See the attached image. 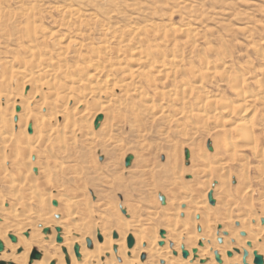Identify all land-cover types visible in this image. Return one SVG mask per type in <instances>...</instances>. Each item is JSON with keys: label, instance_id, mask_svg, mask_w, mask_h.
I'll use <instances>...</instances> for the list:
<instances>
[{"label": "rangeland", "instance_id": "1", "mask_svg": "<svg viewBox=\"0 0 264 264\" xmlns=\"http://www.w3.org/2000/svg\"><path fill=\"white\" fill-rule=\"evenodd\" d=\"M110 2L111 4H109ZM70 11L73 13H70ZM67 14H69L70 17H68L69 15ZM172 27L178 32L182 31L179 34H174ZM153 28L155 30H153ZM130 29L132 30L130 31ZM146 29L150 33H147ZM188 29H191L192 31H190V35H188ZM43 30L55 35L52 38L50 37L47 40H43L41 35V32H44ZM143 30L146 32L143 33ZM32 31H34L36 37L39 38L37 40L39 41V49L38 52L36 51L37 56L36 54L33 56L29 52L32 51L33 48L29 51L27 50L30 45V41L28 40L32 39H30L28 35L32 36ZM140 34H142V36ZM143 36H146V38H143ZM120 37H122L121 40L119 39ZM130 37L132 38L131 40ZM137 37H139L140 40H137ZM58 39H67V41L71 40L72 42L81 43L84 46L82 54L87 55V52L90 53L88 54V56H91L89 61L93 63L96 58L92 54V48L96 49L103 43L104 45L109 43L110 45L107 44V46L112 47L110 48L111 51H113V49L117 52L122 51V54L124 53V55L120 52L121 61L120 58L117 59L116 57L117 52L115 54V51H113L111 52V55H109V66L106 65L105 68L108 69V67L112 66V71L114 72L110 73L111 68H109L110 71L107 69L104 70L102 73L103 76L101 75L99 79L102 82L109 79L107 77L111 76L110 80H117L114 81L116 82L115 85L117 83L119 86L121 85V82L126 79L125 77L128 75V72H132L136 67L134 65L135 63L131 61L132 59L129 55L131 54V51H135L137 53L139 52V55H143L142 58L147 57L145 60H148V64H146L147 66H144L146 69H149L151 66L155 68L154 70L153 68L152 70L150 68L151 75L154 72L152 78L155 80L154 83L152 79H147L146 81V78L144 77L139 78L140 82L138 79L136 80V87L139 85V88H145L143 91L146 90L144 93H146L147 97L145 96L143 99L132 95V93H123L120 87V89L117 88V85V87L115 86L117 90L114 89L115 92L108 91L109 94L106 98L104 97L106 95H103L100 100L95 97H88L87 99H84L85 103H82L83 105L79 107L68 105V108L70 107V116H74L76 114L74 117L79 121L77 123L79 126L77 129L71 128L73 127L72 120L70 121L72 124H70V127L67 129H65L66 126L62 125L60 127L59 136H56L55 140H53V137L50 142V152L46 154L43 153L40 157L42 166L48 164L50 166L49 168H52L53 180L58 179L57 181H60L59 178L64 176L66 179L61 181H64L66 186L68 184L70 188L77 190V192H83V188H87L89 194H93L96 190L100 191L102 196L99 198H93L90 195L91 202L95 203L99 199L101 201L103 200L102 204L106 206L105 209L107 208L106 210L104 209L106 214L108 212L112 213L114 210L113 213H117L118 211L120 216L125 217L127 212L135 209L133 207L136 203L141 202L142 204H137V207L141 208L139 213L141 217H149L148 214H153V212H157L163 217L164 211L162 210H164L163 208L166 206L162 205L160 196L165 197L166 201L167 197L169 198L171 196V181L168 178L172 175L169 165L171 167L173 165V161L168 160L171 159L169 157L175 154L173 156L178 159L176 160L178 165L181 164L180 166H183V168L191 169L194 165L192 164V156L190 154V164L187 166L185 160L186 150L193 153L196 149L204 148L206 153L212 156L213 152L208 149V143H211L212 145L213 142H222V138L226 135L225 133H230L229 131L231 125L236 124V122H247V124L250 123V128H252V130L254 129L255 133L253 134L256 137L254 136L253 140L255 143L252 141V143H250L251 145H249V142L248 144H244V146L242 144L243 147L241 151H243V153H241V151L240 153L244 155L243 160L240 161L238 158L235 162L229 161L230 159H227L228 156H222L220 154L214 159L211 157V162L214 163L217 161L216 163L218 164L226 163L228 166L224 173L204 176L197 175L195 171L198 169V165L195 164V171L193 170L184 174L183 179L187 183L191 182L193 178L198 183L208 181L211 184L210 188L199 186V196L202 197L206 195L207 198L209 193L214 191V198L218 200L221 197L218 192V188L222 185V188L228 195H231L232 199L233 213L230 211L229 214L236 217L239 212L250 210L254 216L260 218V227H264L261 223L262 219H264V0H0V96L2 95L0 97V110L3 111L0 112V117L4 120L7 118L9 121V115L12 113L18 114L16 107L13 106V103L19 102L20 96H18V93H20V91L17 89V86L19 87L20 84L25 81L19 80L20 84L18 82H12V96H18V99L15 100V98L11 97L7 100L3 97L7 91L6 88L10 84L8 83V78L10 79L9 71H11V69L16 70L21 67L26 70H33L35 74L38 73L41 74V76L42 70H44L43 75H45L46 70H55L56 73L58 72V82L65 81L66 77H72L73 79L78 78L80 80H84V83L87 84H91L95 81L94 79V81H92V78L78 72V67H83L86 64L83 63L84 60L82 61V57H77L79 54H77L75 48L76 45H71L64 62H61L63 60L57 59L58 54L60 53L56 47ZM127 39L129 40L127 41ZM133 39L135 41H133ZM103 40L105 42L109 41L105 44ZM42 41H46L47 46L42 45ZM110 41L112 42L110 43ZM115 41L119 44L117 45ZM20 44L22 48L20 47ZM68 44H70V42ZM163 44L166 45L163 46ZM158 45V50H160V52H158L156 50L157 48H155ZM134 47H138V50ZM150 55H153V58H150ZM163 55H165V57L167 56V59H165ZM122 56H124V58ZM51 57H53L52 59H54L53 61H56V63L53 62L51 64H46L44 59ZM93 57L94 59H92ZM110 57H112L114 61ZM151 59L153 62L155 61V63H153ZM163 59L166 61V67L170 66L172 59L175 60V62L177 59L181 62L180 64V62L177 61L179 65L177 66L176 63L172 66L173 69H171L172 67L170 66L171 73L174 71V73H172L174 74L173 76H169V74H172L168 73L170 72L168 69L169 67L166 68L167 71L165 74H168L166 75L167 77L161 76L164 82L160 76L157 75L156 70V66H159L160 64H158V61L161 60L160 62H162ZM58 62H60V65ZM110 62H112L111 64L114 66L110 65ZM118 67L122 68L120 72L117 70ZM207 68L210 69V71ZM142 69L144 68L142 67ZM6 70L9 71L7 72ZM124 72L126 73L122 74ZM193 72L197 74L194 75ZM6 73H8L9 76ZM90 73L92 74L93 72L90 71ZM64 74L66 75L65 79ZM176 75H178V77ZM112 77H115L116 79ZM41 80V83H45L48 79L42 76ZM89 81L92 82L90 83ZM150 81L154 84L153 86ZM65 83H67V85L70 84H68V82ZM24 84L28 83L25 82ZM72 85L76 86L75 84ZM174 85H177V87ZM69 86L72 88V92L70 93H78L75 90L77 86ZM155 86L157 90L154 89ZM80 87V89L84 91L83 85ZM160 88L162 90L165 89L166 92L172 91L174 96H168V98H166L167 96L160 97L156 95L155 91H162ZM185 88L188 90V93L183 90ZM15 90L18 91L16 92ZM29 90L30 88L24 89L25 92ZM44 91L46 93V88ZM238 93H240V95L241 93L250 94L248 96H252L253 99L246 103L243 101V98L238 95ZM15 94L17 96H14ZM25 94L26 93L23 95L25 96ZM62 94L60 91V96ZM202 94L207 97L209 96V99L211 97L212 99L210 100H213L212 104L215 105L212 107L208 106V108L203 103L199 102V97ZM182 97L184 98V101L186 100L183 106L177 102V98ZM54 100L53 98L47 96L46 102L49 103ZM142 101L144 102L142 103ZM100 102L102 105L105 104L104 106L109 105L108 113H103L104 121L106 118L110 124L115 125L113 130L108 133L104 130L99 131L100 129L95 128L94 123L98 115H96L95 118H91L94 116L97 106L101 105ZM223 103L230 106L244 104L247 108H245L247 113L241 118L242 115H240L241 113L237 110L234 114L233 112H225L226 108ZM145 104L152 105L154 110H148L147 113V105ZM39 107L35 110L36 113L40 112V114H43L47 117V119L54 118L55 112L53 111L52 114V110L49 107L46 108L41 104ZM178 108H182V116L177 115ZM161 111L166 112H164V116L160 115ZM217 111L220 113L217 114ZM80 112H86L88 115L81 120L78 116ZM198 113L200 118L197 115ZM48 114L50 116H48ZM196 116H198V118ZM224 119L229 121V125L224 123ZM123 120L125 121V125ZM29 121L33 122L32 119ZM58 121L60 122L62 120L59 119ZM130 121L132 122L130 123ZM221 123L225 124V127H227L228 130L224 128L221 131L219 127ZM16 129V132H14L16 137L19 136L18 132H22V138L24 139L26 136H29L27 126L23 125L22 129ZM74 129L76 130V133L73 134L72 130ZM92 134L96 135L93 137L94 140L91 139ZM69 135H71V137ZM232 135L237 138V134L234 131ZM16 137H14V140H16ZM73 137L75 140H73ZM71 141H74L75 144ZM12 144L15 145L14 143ZM115 145L120 146L114 149ZM109 147V151L112 152L113 149L114 151L107 156V154L103 151L105 149L108 150ZM59 151L62 152L60 153ZM64 151L66 153H63ZM72 154L75 155V157ZM129 155L134 157V163L131 166H135L134 164H136V162V166L141 163L144 166L146 165V167L143 168V170L145 169V172L143 171L144 174H142V172L136 167L135 170L133 167L126 168L125 161ZM76 157L78 158L77 161ZM9 160L6 161V167L9 168L8 171L13 174V172H11L12 170H10V166H8L11 162V159ZM137 160L141 162L138 164ZM215 165V163L212 164L213 167H215ZM38 168L39 167H36L35 169L38 170ZM35 169L31 170L33 175L36 174L34 172ZM168 171L170 173H168ZM246 173L247 177H250L249 179L245 178L244 175ZM147 176L150 177L147 179ZM64 177L62 178L64 179ZM187 177L190 178L187 179ZM144 179H146V181H144ZM214 183L217 184L213 188ZM245 189L246 192L248 190L252 191L253 197L250 198L246 195V192L244 193ZM155 192L156 194H154ZM3 195L8 196V194ZM243 195L244 197L242 198ZM130 205L132 206V209H130ZM125 206H128L129 208ZM208 206L212 209L216 208V206H211L209 202ZM236 206H238L237 209L235 208ZM156 207L158 211H156ZM122 210L126 212H123ZM133 211L135 212V210L129 212L130 216H132V213L137 215V212L134 213ZM115 215L116 214H114V216ZM126 218L129 219L130 217ZM161 220L164 221L163 219ZM252 225H254L253 222ZM152 228L156 229L158 238H160V232L162 229H166V233L170 230L168 227L163 226L159 222L153 223ZM233 229H240L239 224L235 223ZM216 232H218L216 233L217 235L220 233L221 236H225L219 227L216 228ZM118 237V234H114L112 239L115 240ZM241 238L245 237L241 236ZM218 242L217 244L221 243V241ZM146 257L147 256H145V259ZM119 262L121 263V260H118L117 263ZM0 264L6 263L0 262ZM160 264H165V262H161Z\"/></svg>", "mask_w": 264, "mask_h": 264}, {"label": "bare ground", "instance_id": "2", "mask_svg": "<svg viewBox=\"0 0 264 264\" xmlns=\"http://www.w3.org/2000/svg\"><path fill=\"white\" fill-rule=\"evenodd\" d=\"M109 4H111V2ZM83 7H85V6H83ZM17 12H18V10H17ZM71 12L72 11H70V13ZM76 12H78V11H76ZM67 15H69V14H67ZM67 15H66V17H67ZM68 17H70V15ZM64 18H65V15H64ZM133 28H136V27H133ZM132 29H130V31ZM137 29H139V28H137ZM172 29H173V27H172ZM175 29H177V28H175ZM2 30H4V29H2ZM32 30H34V29H32ZM153 30H155V29L153 28ZM188 30H189L188 35H190L191 29H188ZM43 31L44 32H41L43 40H47L50 37L52 38L55 35V34L52 35V33H49L48 31H45V30H43ZM106 31H108V30H106ZM146 31H147V29H146ZM146 31L143 30L142 32L145 33ZM172 31L174 34H176V33L179 34L182 30L180 32H178L177 30L173 29ZM148 32L149 31H147V33ZM195 33H197V32H195ZM28 34H30V33H28ZM31 34H32V36L28 35L30 37V39L31 38L32 39L28 40V41H30L29 42L30 45L28 46V49L27 48L26 49L29 51L31 48H33L32 51H29V52L33 56H35V54L37 56L36 51L38 52V49H39V47H38L39 41H37V40L39 38L36 37L34 31H32ZM137 34H138V32H137ZM167 34H168V32H167ZM174 34H173V36H174ZM140 35L142 36V34H140ZM151 35H152V33H151ZM185 35H187V34H185ZM135 36H137V35H135ZM172 37H171V39H172ZM121 38L122 37H120L119 39L121 40ZM143 38H146V36H143ZM143 38H141V39H143ZM156 38H157V36H156ZM160 38H162V37H160ZM113 39H114V37H113ZM119 39H116V40H119ZM131 39L132 38L130 37V40ZM164 39H165V36H164ZM128 40L129 39H127V41ZM137 40H140V38L137 37ZM147 40H148V36H147ZM57 41L58 42L56 44V47L58 48V50L60 52V53L58 52L59 54H58L57 59L63 60L61 62H64L66 55L68 54L69 49L71 48V45H73V46L76 45L75 48H76L77 54H79V55H77V57H82L83 58V59L81 58L82 61L84 60L83 63L86 64L83 67L82 66L78 67V72L86 75L89 78H92L91 79L92 81H94V80L95 81L93 83H91L92 81L91 82L89 81L91 84H89V83L87 84V83H84V80H80L78 78L73 79L72 77H66V79H65L66 75L64 74V79H65V81H63L64 83L58 82V78H59L58 74H57L58 72L56 73L55 70L52 71L50 69L51 71H49V70L45 71V75H43L44 70H42V76L46 77L48 80L45 83H41L42 82L41 74H38V73L35 74L33 72V70H26V69L21 68V67L19 69H16V70H14V69H11V71L8 70L10 72V79L8 78V80H9L8 83H10V84L6 88L7 89L6 94H4V96H3L7 100H9V98L13 97L12 96L13 95V92H12L13 91L12 90L13 84H12V82H14V83L18 82L19 83V80H25L23 82L24 83L27 82L28 84H24V83L20 84L19 83L20 86L19 87L17 86V89L20 91V93H18L19 94L18 96H20V100L18 103L17 102L13 103V106L16 107V110H17V108H20V112H18V114L12 113L11 115H9L10 116L9 121L7 120V118H6V120H4L2 117H0V163H2V164H0V241L4 245L3 251L0 252V262H5L6 264H119L120 262L119 263H117V262H118V260H121L120 264H160L161 262H165V264H219L216 261V257H215V254L217 253L221 258L222 264H243V253H244V251H247L249 253V257L247 259L248 264L254 263V253L255 252H257L260 256H262L264 258V227H260V225H259L260 218L259 217L254 216L252 214V212H250V210L249 211L247 210L245 212H239L236 217L229 214L230 211H231V213H233L232 202H231L232 199H231V195H228L227 192L222 188V185H220V188H218V192L221 195L219 200L214 198V191H212L213 192V198H214V200L216 199L215 205H214V206H216V208L212 209L208 206V202H209L208 197L206 198V195L200 197L198 194L199 186L200 187L204 186L206 188H210L211 184L208 181L198 183V182H196V180H194V178L191 182L187 183L183 179L184 174L194 170V167H196L195 164L198 165V169L196 171L194 170L197 173V175H203L204 176V175H213V174L224 173L227 169V166H228L226 163H219L218 164V163H216L217 162L216 161L214 163L218 166L215 165V167H213L212 164H214V163L211 162V157H213V159H214V158L218 157L220 154L222 156H228L227 159L228 160L230 159L229 161L235 162L238 160V158L240 161L243 160L244 155L241 154V153H243V151H241V149L244 146V144H246V143L248 144V142H249V145H251L250 143H252V141L254 140V136H255L253 134V133H255L254 129L252 130V128H250L251 126H249L250 123L247 124V122H244V123L243 122H236V124L231 125L230 131H229L230 133L229 132H228L229 134L225 133L226 135L224 136V138L225 137L226 138L225 139L222 138L223 139L222 142H213V144H212L213 150L211 151V152H213L212 156L207 154L206 151L204 150V148L203 149L202 148L196 149V151H193V153L191 152L190 154L192 156V164H194L191 169H185V168H183V166H180L181 164L178 165V163L176 161L178 159L173 156L175 154H173L172 156L169 157L171 159H168V160L173 161V165L171 167L169 165V168L171 169L170 172L172 175L170 178H168L171 181V183H170L171 196L169 198L167 197V201L165 203L166 207L163 208L164 210H162V211H164L163 217L161 215H159V213L153 212L150 210L151 212H153V214H148L149 217L148 216L147 217L142 216L143 217L142 218L139 215L141 208L137 207L138 203L139 204H142V203L138 202V201H136L138 203L135 202L136 204L133 207L135 209H132L131 205H133V204L130 205L131 206L130 209L135 210V212H137V215L132 213V216H130L129 212H132V210H131V211L126 213L127 215H125V217H122L119 215L118 211H117V213H113L114 212L113 209H112L113 210L112 213L108 212L109 214L108 213L106 214L104 211L107 208L105 209L106 206L102 204L103 200L101 201L99 199V200H97L98 202L97 201L95 203L91 202V197H93V198L98 197L99 198L102 196V193L100 191L95 189L96 191L93 192V194H89L88 189L83 188V192H81L80 190H78L80 192H77V190L70 188L68 186V184L66 186L65 185L66 183L64 184V181H61V180L66 179V177H64V176H61L60 178L58 177L60 181H57L58 179L53 180L54 178L52 177V175H53L52 174L53 172L51 170L52 168H49L50 166L48 164L42 166L41 161H40L41 160L40 157L43 153L46 154V153L50 152V149H49L50 142H51L53 137H54L53 140H55L56 136H59L60 127L62 125L66 126L65 129H67L68 127H70L69 125L72 124L70 122L72 120L73 127H71V128L77 129V127L79 126L77 124L79 121L74 117L76 114L75 115L73 114L74 116H70V114H69V111H70L69 108L70 107L68 108V105H73L75 107H79L85 103L84 99H87L88 97L89 98L95 97L98 100H100L103 95H106V96H104L106 98L107 95L109 94L108 91H114L115 92V90H117V88H119V87L122 89L123 93H125V94H131L132 93V95L143 99L146 96V93H144V92H146V90L143 91V89H145V88L141 89V88H139V85H138V87H136V85H135L136 80L137 79L139 80V78H141V77L146 78L145 79L146 81H147V79H152L153 83L155 80L154 78H152V75H154L153 74L154 72L151 75V70L153 67L150 65L151 66V67L149 66L151 68V70H150V68L146 69L144 66V65L148 64V60H145V58H147V57L142 58L143 55L142 56L139 55V52L137 53L135 51L133 52L130 50L131 54H129V55H130V58L132 59L131 61H133L135 63L134 65L137 68L135 67L134 68L135 70H133L132 72H128V75L127 74H126L127 76L125 75L126 77L124 76L126 79H124L121 82L120 86L118 83L115 85L116 82H114V81H117V80H114V81H112L113 79L110 80V78H111L110 75H108L110 77H107L109 79H106L105 81L103 80L104 82H102L99 79H100L103 71L107 69V68H105V66L106 65L109 66L108 57H109V55H111V52L115 51L114 52L115 54L117 52L114 49H113V51H111L110 48H112V47L107 46V44H109V43H107L109 40L107 42H105L103 40V42H105V44L107 43L106 45H104V43L103 44L100 43L101 46H99V47L97 46L98 48H96V49L92 48V50H93L92 54L96 58L94 63L89 61L91 59V56H88V54H90V53L87 52V55L82 54L84 46L81 43L72 42L71 40L67 41V39H58ZM133 41H135V40L133 39ZM144 41H145V39H144ZM167 41H168V39H167ZM20 42H22V41H20ZM69 42H70V44H68ZM111 42L112 41H110V43ZM116 42L117 41H115V43ZM18 44H19V41H18ZM113 44H114V42H113ZM148 44H149V42H148ZM40 45H41V42H40ZM42 45L47 46V42L42 41ZM130 45H132V44H130ZM156 45H157V43H156ZM156 45H154V46H156ZM159 45L157 47H155V48H157L156 50L158 52H160V50H158ZM164 45H166V44H163V46ZM167 45H169V44H167ZM20 47H21V44H20ZM92 47H94V46H92ZM115 48H116V46H115ZM131 48H132V46H131ZM85 49H86V47H85ZM124 49H122V50H124ZM135 49L138 50V47ZM125 51H126V49H125ZM120 52L122 54V51H119V52H117V56L115 55L117 57V59L121 57ZM152 52H153V50H152ZM114 53H113V55H114ZM122 55H124V53ZM152 56L150 55L149 57L153 58ZM163 56L165 59H167L166 58L167 56L166 57H165V55H163ZM94 57L92 59H94ZM116 57H115V59H116ZM122 57L124 58V56H122ZM52 58L53 57L45 58V59L42 58V59H44L46 61L45 62L46 64H51L53 62L56 63V61H53L54 59H52ZM110 58L113 60L112 57H110ZM208 58H209V56H208ZM127 59H129V58H127ZM165 59H163L162 62H160L161 60L158 61V64L159 63L160 64H159V66H156L157 67V69H156L157 75L160 76V78H161V76L163 77V76L168 75L167 73L165 74V72L167 71L166 68H168V67H169L168 69L170 71L168 73H171V69H173L172 66H174L177 63V61H179L177 59V61L175 62V60L172 59L171 64L169 62H167L170 64V66L172 67L171 68L170 66L166 67L167 64L165 63L166 61H164ZM120 61H121V58H120ZM151 61H152V59H151ZM58 63L60 65V62H58ZM111 63L112 62H110V65H113ZM149 63H150V61H149ZM153 63H155V61ZM180 64H181V62H180ZM116 65H118V64H116ZM128 65H130V64H128ZM178 65L179 64L177 63V66ZM47 66H49V65H47ZM208 66H210V65H208ZM142 67L144 69H142ZM109 68H111L110 69L111 71L109 70ZM120 68L121 67L117 68V70L119 72L122 70V68L121 69ZM75 69H77V68H75ZM154 69L155 68H153V70ZM107 70H109L110 73L114 72V71H112L113 70L112 66L108 67ZM208 70L210 71V69H208ZM90 71H92L94 74L92 73L93 74L92 75L90 73ZM125 73L126 72H124L122 74H125ZM172 73H174V71ZM193 73H192V75H193ZM6 74H8V73H6ZM196 74L194 73V75H196ZM173 75L174 74H172V75L169 74V76H173ZM8 76H9V74H8ZM113 76H114V74H113ZM176 76L178 77V75H176ZM74 78H76V77H74ZM112 78H115V77H112ZM161 79H160V81H161ZM175 79H173V80H175ZM152 81H150L151 84H152ZM3 82H5V81H3ZM65 82H68V84L70 83L69 85H71V86H74L72 84H75L77 86V87L74 86V87H76V89H75L76 92H78V93H76L77 95L74 92L70 93V92H72V88L69 85H67V83H65ZM139 82H140V80H139ZM163 82H164V80H163ZM82 85L84 87L83 88L84 91L80 89L81 88L80 86H82ZM117 85H118V87H117ZM153 85L154 84H152V86ZM115 86L117 88H115ZM175 87H177V85ZM26 88H30V90L25 92L24 89H26ZM45 88H46V93L44 91ZM186 88L183 89L185 92L188 91ZM154 89H156V86ZM60 91H61V94L63 93L61 96H60ZM164 91H165V89L162 91H155V94L160 96V97H166L167 96L166 98H168V96H172V97L174 96V93H172V91L171 92H166V91L164 92ZM23 92L26 93L25 96L23 95L24 94ZM16 94L14 96H17ZM189 94H190V92H189ZM147 95H148V93H147ZM206 95H207V93H206ZM206 95L204 96L202 94L199 97V99H200L199 102L203 103L207 107L208 106L212 107L213 105H215V104H212L213 100L212 101L210 100L212 98L210 97V99H209V96L207 97ZM238 95H240V93H238ZM248 95H250V94L241 93V95H240L241 98H243V101L246 103L253 99L252 96L250 97ZM18 96L13 97V98H15V100H16V99H18ZM47 96L51 97V98H53V100L54 99L55 100L48 103V102H46ZM110 96H111V94H110ZM154 97H156V96H154ZM183 99H184L183 97L177 98V102L179 104H181L182 106L185 104V101H186V100L184 101ZM0 101H1V98H0ZM143 102L144 101H142V103ZM150 102H152V101H150ZM215 102H213V103H215ZM9 103H7V104H9ZM40 104L42 106H45L46 108L49 107L52 110L51 111L52 114L54 111L55 112L54 118L47 119V117H45L43 114H40V112L36 113L35 110L37 109V107H39ZM100 104H101V102H100ZM104 105L105 104L98 105L97 108L95 109L94 116H92L91 118H95V116L98 115L96 117V119H97L99 116H103L105 113H108L109 105L108 106H104ZM145 105H147V104H145ZM224 105L226 108V110L224 109L225 112H230V113L233 112V114H234V112H236V110H237L241 113V114L239 113L240 115H242L241 118L244 117L247 113V110H246L247 108L245 107L244 104H242V105L240 104L237 106L236 105L230 106L228 104H224ZM187 106H188V104H187ZM146 107H147L146 108L147 113H148V110L149 111L154 110L153 109L154 107L152 105H147ZM216 108H218V107H216ZM144 109H145V107H144ZM181 109L182 108H178V110H177L178 114L177 113L176 114L178 116L179 115L182 116L181 115L182 114ZM203 109H204V107H203ZM215 111H216V109H215ZM0 112H3V111L0 110ZM47 112H48V110H47ZM164 112L165 111H161L160 115L164 116L165 115ZM218 113H220V112L217 111V114ZM223 113H224V111H223ZM87 115L88 114L86 112H80L78 114V116H79V118H81V120L84 119ZM197 115L200 118L199 113ZM225 115H226V113H225ZM48 116H50V115L48 114ZM198 116H196V117L198 118ZM227 116H228V114H227ZM122 118H125V117H122ZM16 119H17V121H16ZM31 119L33 120V122L29 121ZM59 119L62 120V121H60L61 123L58 121ZM227 120H228V118H227ZM227 120H225L224 123L228 124L229 121H227ZM131 122L132 121H130V123ZM80 124H81V122H80ZM221 124L219 126L221 131L224 128L227 129V127H225L226 126L225 124H222V125ZM23 125L28 127V132H29V126L31 125V127H32V132L31 133L29 132V136H26L25 139L22 138V136H23L22 132H18L19 133L18 135L20 136V138H19V136L16 137L15 133H14L17 130L16 128L22 129ZM124 125H125V121H124ZM89 127H90V125H89ZM89 127H88V129H89ZM114 127H115V125L110 124V122H108V120H106V118L104 121V116H103V121L100 123V126L98 129H100L99 131L104 130L105 132L108 133L109 131H112ZM62 129H64V128H62ZM75 129L72 130L73 134L76 133ZM233 131L237 134V138L233 137V135H232ZM204 132H206V131H204ZM24 133H25V131H24ZM69 136L71 137V135H69ZM86 136H87V134H86ZM91 136H92L91 139L94 140L93 137H95L96 135L92 134ZM14 137H16V140H14L15 139ZM73 140H75V138ZM71 142L73 143L74 141H71ZM253 142L255 143V141H253ZM12 143H14L15 145H13ZM74 144H75V142H74ZM242 144H243V146H242ZM64 145H65V143H64ZM77 145H78V143H77ZM110 145H112V144H110ZM119 146L120 145H115V148L114 147L113 148L116 149ZM64 148H65V146H64ZM109 149H110V147L108 148V150L105 149L103 151L107 154V156L110 155V153H112L114 151V149H113V151L111 152V151H109ZM240 151H241V153H240ZM63 153H66V152L64 151ZM76 154H78V153H76ZM177 155H179V154H177ZM65 156H67V155H65ZM73 156L75 157V155H73ZM240 156H241V158H240ZM137 158H138V156H137ZM9 159H11V162L9 163L10 165H8V164L7 165L10 166V170H12L11 172H13V174H11L8 171L9 168L6 167V161ZM63 159H65V158H63ZM77 159L78 158L76 157V161H77ZM140 160H142V159H140ZM53 161H54V159H53ZM143 161H144V159H143ZM140 162L138 161V164ZM220 162H222V161H220ZM45 163H48V162H45ZM133 163L134 162H132V165H133ZM144 164H145V162H144ZM134 165L135 166H131L134 168V170L136 167V168H138V170H140L142 172V174H144L145 169L143 170V168H145L146 165L144 166L141 163L138 166H136L137 162ZM182 165H183V163H182ZM36 167H39L38 170L35 169ZM33 169L37 170V173L35 175L32 174L31 170H33ZM141 172H140V174H141ZM165 172H167V171H165ZM170 172L168 171V173H170ZM244 176L246 179L250 178V177H247V173ZM62 177H64V179ZM149 177L147 176V179ZM245 178H243V179L246 180ZM54 181H56V182H54ZM144 181H146V179H144ZM143 186H144V183H143ZM150 186H151V184H150ZM246 189H248V188H246ZM246 189L244 190V193L246 192ZM3 194H8V196H4ZM154 194H156V192ZM245 194L248 195L250 198L253 197L252 191L248 190ZM90 195H91V197H90ZM243 197H244V195L242 196V198ZM165 200H166V198H165ZM54 202L57 203V206L53 205ZM107 206H109V205H107ZM117 207H118V205H117ZM125 207H128V206H125ZM235 208L237 209L238 206H236ZM124 210H122V211L126 212ZM156 211H158L157 207H156ZM114 214H116V215L114 216ZM159 216H161L162 218ZM126 217H130V218L128 219ZM198 217H199V219H197ZM161 219H163L164 221H162ZM262 220H264V219H262ZM156 222H159L163 226H166L170 229L168 233H166V231H165L166 229L165 230L162 229V231L165 232L164 238H162V237L158 238L156 229L152 228V224L156 223ZM252 222L254 223V225H252ZM235 223L239 224L240 229H237V230L233 229ZM217 227H219L220 230L223 231L222 233L225 236H221L220 233L218 235L216 234V233H218V232H216ZM198 228H200L201 231H198ZM45 231H48V232L45 233ZM241 233L245 234V238H241V236H240ZM114 234L119 235V237L115 240L112 239V236ZM11 237H15L17 239V242L16 243L12 242ZM58 238L61 239V243L58 242ZM115 238H116V236H115ZM129 239H132L134 242V245L132 248L127 247L128 243H129ZM218 241H221V243L217 244ZM126 242H127V246H126ZM160 243H163V246H160ZM248 243H251L252 247H248ZM76 247L79 248V258L77 257V255L75 253ZM183 248L185 251H187L189 253V255L186 259H184L182 256V249ZM236 250L240 251V254L236 253L235 252ZM194 251H196V253H194ZM228 253H232L233 256L228 257L227 256ZM38 255L40 256V259L39 260L34 259V257L38 256ZM173 255H174V257H173ZM145 256H147L146 259H145ZM181 256H182V258H181Z\"/></svg>", "mask_w": 264, "mask_h": 264}, {"label": "water", "instance_id": "3", "mask_svg": "<svg viewBox=\"0 0 264 264\" xmlns=\"http://www.w3.org/2000/svg\"><path fill=\"white\" fill-rule=\"evenodd\" d=\"M17 112H20V108H17L16 110ZM17 121V119H16ZM103 121V116H99L95 123H94V126L96 129L99 128L100 126V123ZM29 132L31 133L32 132V127L31 125L29 126ZM208 149L210 151H212V145L211 143H208ZM134 160V157L132 155H129L127 158H126V161H125V166L126 168H130L131 165H132V162ZM185 160H186V165L189 166V161H190V152L188 150L185 151ZM35 173H37V170L34 171ZM190 177H187V179H189ZM217 183H214L213 185V188L216 186ZM160 201L162 203V205H165L166 203V200L163 196H160ZM208 201L210 203V205L214 206L215 205V200L213 198V192H210L209 195H208ZM54 206H57V203L54 202L53 203ZM199 219V217L197 218ZM262 225H264V220L261 221ZM59 231V230H58ZM198 231H201L200 228H198ZM48 231H45V233H47ZM241 236L242 237H245V234L244 233H241ZM160 237L164 238L165 237V232L164 231H161L160 232ZM11 240L12 242L16 243L17 242V239L15 237H11ZM58 242L61 243V239L58 238ZM134 245V242L132 239H129V243H128V247L129 248H132ZM160 246H163V243H160ZM248 247H252L251 243H248ZM4 249V245L3 243L0 241V252H2ZM236 253L240 254V251L236 250L235 251ZM75 253L77 255V257L79 258V248L76 247L75 248ZM194 253H196V251H194ZM189 253L187 251L184 250V248L182 249V256L184 259H186L188 257ZM228 257H232L233 254L232 253H228L227 254ZM215 257H216V261L219 263V264H222V261H221V258L220 256L216 253L215 254ZM249 257V253L247 251H244L243 253V264H248L247 263V259ZM34 259H37L39 260L40 259V256H35ZM253 264H264V258L262 256H260L257 252L254 253V263Z\"/></svg>", "mask_w": 264, "mask_h": 264}]
</instances>
